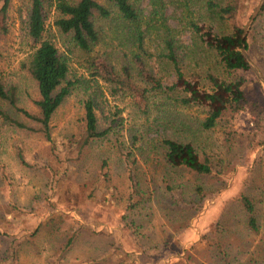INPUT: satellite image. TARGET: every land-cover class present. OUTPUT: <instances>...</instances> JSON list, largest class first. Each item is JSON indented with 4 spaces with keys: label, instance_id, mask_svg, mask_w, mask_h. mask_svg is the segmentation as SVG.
I'll use <instances>...</instances> for the list:
<instances>
[{
    "label": "rangeland",
    "instance_id": "1",
    "mask_svg": "<svg viewBox=\"0 0 264 264\" xmlns=\"http://www.w3.org/2000/svg\"><path fill=\"white\" fill-rule=\"evenodd\" d=\"M130 1L139 11L140 31L146 33L144 47L150 53L158 54L162 38L170 36L182 52L186 79L199 81L202 90L211 89L205 80L207 73L227 81L244 77L250 102L247 110L236 118L226 115L215 128L205 131L201 128L207 116L205 107H182L166 94L148 93V108L144 109L133 81L141 91L152 85L144 81L138 68L132 71L128 89L107 82L112 78L104 72L93 75L90 65L93 56H105L118 69L126 49L128 55L135 50L132 41L116 38L109 33L108 22L100 20L101 41L90 52L82 51L71 36L58 30L56 14L49 11L46 38L67 61V80L74 86L51 123L52 143L0 119V232L6 236L0 238V260L6 246L15 242L21 245L16 264H261L264 88L250 69L224 70L216 53L206 46L204 32L195 28H212L219 35L231 34L235 25L245 28L260 0H240V15L230 20L210 11V0ZM21 7L23 0H13L5 22L0 14V27L6 29L0 30V75L5 83L17 86L20 105L38 113L36 86L20 68L30 48ZM261 54L259 48L257 62L250 59L264 76ZM154 63L153 74L165 86L174 85L172 68L163 60ZM90 98L98 104L100 130H110L105 139L84 148L80 157L71 152L70 165L68 151L80 135L84 102ZM0 106L9 110L3 102ZM134 136L138 138L135 144ZM165 137L191 143L200 159L212 164L213 174L201 176L170 168L159 146ZM52 144L59 148L57 161L51 156ZM242 196L253 202L256 231L247 226ZM122 217H136L149 245L162 239V247L137 250L132 233L136 227L122 223ZM68 240L72 241L70 248Z\"/></svg>",
    "mask_w": 264,
    "mask_h": 264
},
{
    "label": "trees",
    "instance_id": "2",
    "mask_svg": "<svg viewBox=\"0 0 264 264\" xmlns=\"http://www.w3.org/2000/svg\"><path fill=\"white\" fill-rule=\"evenodd\" d=\"M13 0H0V14L4 22ZM24 7L21 11L23 28L29 38L30 48L24 61L20 63L21 70L25 71L29 79L34 82L37 89V98L34 104L38 113H32L20 105L19 91L15 84L5 83L0 75V102L5 103L9 110L6 111L0 106L1 122L14 126L19 130L39 135L46 142L52 143V125L57 112L65 103L66 99L72 94L74 84L67 80L69 67L67 61L58 53L55 44L46 38L48 12L56 14L54 24L58 30L72 37V42L80 50L90 52L93 46L101 41L102 24L100 20L108 22L109 33H114L119 37L131 42L135 50L128 49L123 54L124 63L118 69L114 68L104 56H93L91 58V69L93 75L104 72L112 79H106L113 85H120L121 88L127 87L132 82V71L138 68L144 81L152 85L151 89L137 87L133 81L135 95H137L139 105L148 108L146 95L166 94L175 103L182 107L198 105L207 109V116L202 121V129L212 130L219 122L229 115L236 118L239 114L247 110L249 100L245 93L247 85L244 77L233 81L222 80L212 73L205 75V80L211 85L210 90H202L200 82L197 80H187L182 68V52L174 45L170 36L162 38V46L159 47L158 54L155 56L144 47L145 32L140 31V14L130 0H23ZM210 11L216 13L221 19H235L240 15L242 5L240 0H232L227 3H218L215 0L208 2ZM120 23H118V22ZM117 22V25H114ZM135 26V28H134ZM196 30L203 33V40L206 46L213 50L219 61L227 72H250L244 58L241 55V48L245 45L252 60L257 62L255 52L261 48L263 54L260 56L264 67V6L256 19L255 25L247 37H243L244 25H235L231 34H215L212 28L195 26ZM0 30L6 31L4 27ZM104 30V29H103ZM259 37L262 42L259 45ZM128 48V44L126 46ZM163 60L165 66L172 68L175 83L171 87L165 86L161 78L153 74L151 68L155 65L154 61ZM152 62L154 64H148ZM105 80V81H106ZM135 85L137 88H135ZM115 90V89H114ZM98 104L96 100L90 98L84 102V117L81 124L80 135L73 141L71 149L68 151L67 163L72 162L71 152L80 157L81 151L97 140L106 138L108 130H100ZM17 115L24 117L35 126L21 122ZM133 144L138 142L134 136ZM163 159L172 169H186L197 175H212L214 167L207 160H201L191 143L180 142L170 137L160 139ZM59 150L56 144H52L51 156L57 161L55 155ZM119 150V149H118ZM62 152V151H61ZM59 153V151H58ZM64 153V151H63ZM19 159L23 162L21 155ZM72 156V155H71ZM71 165V164H70ZM198 193L202 194V187L197 188ZM241 202L246 209L247 226L250 230H257V222L253 213L255 212L252 200L247 196L241 197ZM136 217H122V223L135 228L133 236L137 250H157L162 246V239L157 245H149L146 237L143 236L136 222ZM140 233V235H138ZM169 236V235H168ZM6 237L0 232V238ZM72 241L68 240L67 248H70ZM161 247H160V246ZM20 243L13 242L8 244L5 257L0 260V264H16L18 260ZM264 264V261L261 263Z\"/></svg>",
    "mask_w": 264,
    "mask_h": 264
},
{
    "label": "water",
    "instance_id": "3",
    "mask_svg": "<svg viewBox=\"0 0 264 264\" xmlns=\"http://www.w3.org/2000/svg\"><path fill=\"white\" fill-rule=\"evenodd\" d=\"M264 6V0H260L256 9L254 10V12L252 13L249 21L247 22L245 28H244V33H243V37H247L251 27L253 26L254 22L256 21V19L258 18L259 13L261 12L262 8ZM245 45L241 48L240 52L242 57L244 58L248 68L255 74L256 78L261 82L263 88H264V76L262 74V72L259 70V68H257V66L253 63V61L250 59L246 49H245Z\"/></svg>",
    "mask_w": 264,
    "mask_h": 264
}]
</instances>
